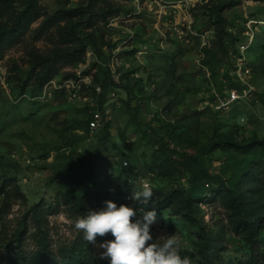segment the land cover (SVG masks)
<instances>
[{"label": "rangeland", "instance_id": "rangeland-1", "mask_svg": "<svg viewBox=\"0 0 264 264\" xmlns=\"http://www.w3.org/2000/svg\"><path fill=\"white\" fill-rule=\"evenodd\" d=\"M36 2L30 23L0 44V264H109L73 226L109 200L154 210L153 238L175 234L192 264H207L206 240L219 248L213 264H252L245 223L221 185L240 194L264 239V0ZM23 8L16 1L11 11ZM11 25L6 17L0 31ZM239 65L250 70L244 82ZM47 72L90 83L77 99L33 104ZM231 89L247 97L218 110ZM78 155L94 166L86 185L96 195L82 202L69 198ZM255 168L258 181L240 186L236 177ZM143 183L154 190L147 205L130 199ZM73 249L87 257L72 262Z\"/></svg>", "mask_w": 264, "mask_h": 264}, {"label": "clouds", "instance_id": "clouds-1", "mask_svg": "<svg viewBox=\"0 0 264 264\" xmlns=\"http://www.w3.org/2000/svg\"><path fill=\"white\" fill-rule=\"evenodd\" d=\"M153 195L151 185L143 183L130 199L147 205ZM105 204L106 207L101 209L88 210L85 216L73 223L74 229L82 233L83 240L96 247L99 259H107L109 264H192L189 256H181L180 243L175 234L153 238L151 226L156 223L157 217L154 210L144 211L143 207L136 209L126 204L117 206L111 200ZM137 212L141 213V217L134 220ZM108 234L114 239L97 242V237Z\"/></svg>", "mask_w": 264, "mask_h": 264}, {"label": "trees", "instance_id": "trees-1", "mask_svg": "<svg viewBox=\"0 0 264 264\" xmlns=\"http://www.w3.org/2000/svg\"><path fill=\"white\" fill-rule=\"evenodd\" d=\"M16 1H20V5L23 6V10L20 13H12L13 9H11ZM12 10V11H11ZM38 8H37V2L36 0H0V26L2 23V20L8 17L10 22H12V25L10 27L4 28L3 31H0V44L2 46L6 45V36H14L19 32V27L23 24H29L30 21L33 19V16L36 14ZM77 12H80L78 10L72 11L70 13L75 14ZM75 54V51L71 52ZM50 72H47L40 78V83L37 86V94L42 90L43 86L53 79L50 76ZM236 80V79H235ZM237 81V80H236ZM113 84V82H112ZM101 89L104 87L103 85L99 86ZM33 104H36L38 102L32 101ZM93 119V116L91 120ZM90 120V121H91ZM163 129L166 132V136L169 139L174 138V134L171 130V126H165ZM160 150L162 154L168 159L165 145L163 144V138L160 137ZM180 157L185 158L186 155H181ZM92 156H81L78 155L73 159L70 163V169L72 170V177L75 180V187L73 189L72 194L69 196V198L72 200L80 201L96 195L94 192H91L88 190V186L86 185L87 180L92 176L94 172V166L92 165ZM81 174V175H80ZM259 170L257 168L255 169H249V170H243L236 179L242 184L240 186H244L246 183L250 181H258L259 179ZM221 188L229 193V195L233 199V204L237 209V212L241 218V221L245 224L243 225V232L245 233L246 237L250 240L251 244V255L249 257V261L252 264H264V239H257V229L258 227H261L260 220L255 219L254 222L251 221L252 214L247 211L246 209V203H243L240 194L233 188H229L225 183L221 185ZM188 199H190V196H188ZM204 251H205V260L207 264H213L215 255L219 252V248L217 245L213 243L212 240H206L204 242ZM87 257V254H85L82 250L73 249L71 251V261L73 262L76 258L85 259ZM11 264H24L23 261L19 260L18 257L14 258L10 261ZM46 264H53L52 261H47Z\"/></svg>", "mask_w": 264, "mask_h": 264}, {"label": "built area", "instance_id": "built-area-1", "mask_svg": "<svg viewBox=\"0 0 264 264\" xmlns=\"http://www.w3.org/2000/svg\"><path fill=\"white\" fill-rule=\"evenodd\" d=\"M237 79L244 82V79L248 78L250 76V70L246 67H242L239 65V68L237 69ZM90 83L88 78H84L83 76H78L76 79H65L61 81L56 80H50L48 81L42 88V90L39 92V94L36 95V97H33L32 101H45L49 100L53 97L56 93H67L71 98L77 99L80 97L81 92L84 90L85 85H88ZM96 91L98 93L101 92V87H96ZM247 97L246 90H243L242 93L239 90L231 89L227 92V96H225L223 99L218 100L217 109H228L231 107L234 103L237 101H240L242 99H245ZM99 119L100 114L94 113L93 119L90 121L89 130L91 134L95 132V130L98 128L99 125Z\"/></svg>", "mask_w": 264, "mask_h": 264}]
</instances>
